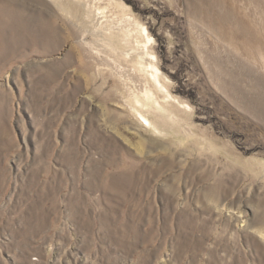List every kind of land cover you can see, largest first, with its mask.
<instances>
[{"label": "rangeland", "instance_id": "374dc122", "mask_svg": "<svg viewBox=\"0 0 264 264\" xmlns=\"http://www.w3.org/2000/svg\"><path fill=\"white\" fill-rule=\"evenodd\" d=\"M60 1L0 0V264H264V0Z\"/></svg>", "mask_w": 264, "mask_h": 264}, {"label": "bare ground", "instance_id": "6f19581e", "mask_svg": "<svg viewBox=\"0 0 264 264\" xmlns=\"http://www.w3.org/2000/svg\"><path fill=\"white\" fill-rule=\"evenodd\" d=\"M55 1V6H57L60 10L65 11L66 9H64V3H62V1ZM89 14V12L87 11V15ZM153 77V84H154V88L158 91L161 92L163 94L166 93L165 87L163 86V84L161 83L157 72L155 74L151 75ZM166 95V94H165ZM167 97H169L168 95H166ZM156 101V100H155ZM139 103V100L137 101ZM157 110H161L162 106L157 102ZM135 111V113L138 115V117L141 119V121L143 122L144 126H146L147 128L153 130V132L157 133L158 135H162L161 132L159 131V129L155 126V124L147 117H145L140 111H137L136 109H132Z\"/></svg>", "mask_w": 264, "mask_h": 264}]
</instances>
